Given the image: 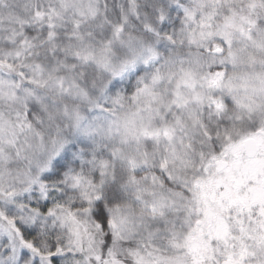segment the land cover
Returning <instances> with one entry per match:
<instances>
[{
    "label": "snow or ice",
    "instance_id": "snow-or-ice-1",
    "mask_svg": "<svg viewBox=\"0 0 264 264\" xmlns=\"http://www.w3.org/2000/svg\"><path fill=\"white\" fill-rule=\"evenodd\" d=\"M0 264H264V0H0Z\"/></svg>",
    "mask_w": 264,
    "mask_h": 264
}]
</instances>
